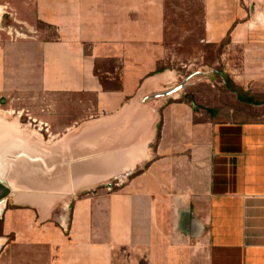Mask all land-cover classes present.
Segmentation results:
<instances>
[{
	"label": "crops",
	"instance_id": "crops-1",
	"mask_svg": "<svg viewBox=\"0 0 264 264\" xmlns=\"http://www.w3.org/2000/svg\"><path fill=\"white\" fill-rule=\"evenodd\" d=\"M166 1L34 0L37 19L56 32L43 48L42 87L59 96L61 119L68 120L59 133L116 136L99 158L94 143L89 183L114 182L119 189L109 192L107 211L100 200L79 201L78 228L91 218L96 229V217L106 212L109 246L155 248L142 262L164 263L170 246L172 264H264V122L198 123L191 103L160 106L140 96L164 74L156 72L165 52ZM262 20L264 0H203L206 42L229 37L230 46L241 48V65L232 71L227 58L228 73L256 94L264 92ZM136 137L141 144L133 143ZM133 200L144 205L137 214ZM134 223L150 232L151 242L127 239ZM92 263H106V255L94 251Z\"/></svg>",
	"mask_w": 264,
	"mask_h": 264
},
{
	"label": "rangeland",
	"instance_id": "rangeland-1",
	"mask_svg": "<svg viewBox=\"0 0 264 264\" xmlns=\"http://www.w3.org/2000/svg\"><path fill=\"white\" fill-rule=\"evenodd\" d=\"M166 4L165 52L158 67L164 74L149 80L140 96L166 94L187 83L177 93L151 101L160 106L177 99L193 103L203 121L263 123L264 92H246L252 104L240 101L215 73L227 74L240 87L228 69L237 71L242 50L227 40L221 47L206 42L203 0H167ZM261 33L264 35V29ZM55 40L54 28L37 19L34 0H0V171L5 173L0 178L16 188L37 187L29 193L10 190L11 197L2 203L0 264H93L94 251L106 255L104 264H172L168 259L174 248L170 246L164 263L139 261L141 255L151 259L155 248L150 246H109L106 212L96 217V229L91 218L85 229L78 228L79 201L100 200L107 211L109 192L119 189L114 182L78 189L80 183L92 179L94 143L95 149L100 144V152L96 149L99 158L109 152L110 143L115 145L116 136L95 135L93 129L59 133L68 120L61 119L59 96H51L42 87L43 48ZM227 58L232 60V68L227 67ZM141 141L136 137L133 143ZM100 161L106 169L103 157ZM67 194L74 199L64 198ZM133 202L137 214L141 204ZM133 227L127 239L132 236L133 244L151 242L146 228L139 230L140 223ZM198 238L204 240L205 234ZM94 240L104 246L93 247ZM204 248V243L197 247Z\"/></svg>",
	"mask_w": 264,
	"mask_h": 264
},
{
	"label": "trees",
	"instance_id": "trees-1",
	"mask_svg": "<svg viewBox=\"0 0 264 264\" xmlns=\"http://www.w3.org/2000/svg\"><path fill=\"white\" fill-rule=\"evenodd\" d=\"M226 40L228 41V43L230 42V39L229 37L226 38ZM224 42V41H223ZM223 44L220 45V47L222 46ZM164 70L163 68H158L156 74L158 73H162ZM216 75L220 78V80H222L223 82V85L229 89L230 91H232L233 93H235L237 96H238V99L240 101H243V102H247V103H250L252 104V99L249 98V94H247L246 92H244V90H242L240 87H238L236 84H234V82L229 78V76L227 74H223L222 72H215ZM182 101V100H181ZM192 106L193 103H192ZM195 109V108H194ZM195 121L196 122H202L203 120L199 119V118H195Z\"/></svg>",
	"mask_w": 264,
	"mask_h": 264
},
{
	"label": "bare ground",
	"instance_id": "bare-ground-1",
	"mask_svg": "<svg viewBox=\"0 0 264 264\" xmlns=\"http://www.w3.org/2000/svg\"><path fill=\"white\" fill-rule=\"evenodd\" d=\"M153 83H154V82H153ZM0 173L5 174L4 171H3V172L0 171ZM0 179H1L3 182H5V183H6V184H7L12 190H14V191H16V192H17V191L20 192L22 189L26 190L28 193H29V192H35L34 190H37V189H36L37 187H36V188H33V187H32V188H28V187H26V188H22V189H21V188H16V187H13V186H12V184L9 182V180H7V179L4 180L3 178H0ZM90 185H92V183H88V182H87V183H84V184L79 185V186H80V187H82V186H83V187H87V186H90ZM39 189H41V188H39ZM41 190H42V189H41ZM21 198H22V197H21ZM19 199H20V196H19ZM16 201H19L18 198L16 199ZM3 209H4V206H3V204H1V205H0V215H1L2 212H3ZM0 246H1V240H0Z\"/></svg>",
	"mask_w": 264,
	"mask_h": 264
},
{
	"label": "water",
	"instance_id": "water-1",
	"mask_svg": "<svg viewBox=\"0 0 264 264\" xmlns=\"http://www.w3.org/2000/svg\"><path fill=\"white\" fill-rule=\"evenodd\" d=\"M186 86H187V83H183L182 85H180V86L177 87L176 89L170 91L169 93L161 94V95H153V96L147 97L145 101H147V100H155V99H159V98L168 97V96L172 95L173 93H177L178 91L184 89ZM0 184L5 185V186H7L8 188H10V187H9L5 182H3L1 179H0Z\"/></svg>",
	"mask_w": 264,
	"mask_h": 264
},
{
	"label": "flooded vegetation",
	"instance_id": "flooded-vegetation-1",
	"mask_svg": "<svg viewBox=\"0 0 264 264\" xmlns=\"http://www.w3.org/2000/svg\"><path fill=\"white\" fill-rule=\"evenodd\" d=\"M10 194V190L7 186L0 184V205L2 203H4L5 201H7V197ZM4 212H2V214L0 215V219H2L1 217L4 215Z\"/></svg>",
	"mask_w": 264,
	"mask_h": 264
}]
</instances>
